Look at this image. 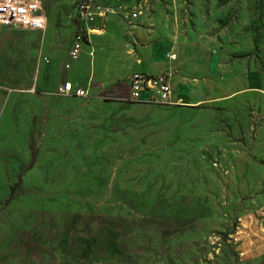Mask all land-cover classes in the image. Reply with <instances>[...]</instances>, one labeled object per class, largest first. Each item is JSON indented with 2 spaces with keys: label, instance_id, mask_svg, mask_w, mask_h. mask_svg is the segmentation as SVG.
<instances>
[{
  "label": "rangeland",
  "instance_id": "obj_1",
  "mask_svg": "<svg viewBox=\"0 0 264 264\" xmlns=\"http://www.w3.org/2000/svg\"><path fill=\"white\" fill-rule=\"evenodd\" d=\"M80 1L0 27V264H262L244 245L264 235V0H89L118 15L70 61ZM152 19L188 105L55 93L142 71Z\"/></svg>",
  "mask_w": 264,
  "mask_h": 264
},
{
  "label": "built area",
  "instance_id": "obj_2",
  "mask_svg": "<svg viewBox=\"0 0 264 264\" xmlns=\"http://www.w3.org/2000/svg\"><path fill=\"white\" fill-rule=\"evenodd\" d=\"M112 6L95 1L78 2L72 14V36L67 51L70 61L80 55L87 35L94 31V25L102 22L107 15L117 14ZM121 14V12H120ZM136 15L133 14L132 18ZM45 18L38 0H0V27L15 26L23 29L40 30L44 28ZM167 59L172 61L175 55L170 53ZM68 69V65H64ZM171 72L164 71L155 75L133 72L126 81L127 91L124 96L113 94V97L130 103L172 104L170 101ZM90 85L72 84L63 81L56 86L55 93L63 97L86 98L91 96Z\"/></svg>",
  "mask_w": 264,
  "mask_h": 264
},
{
  "label": "crops",
  "instance_id": "obj_3",
  "mask_svg": "<svg viewBox=\"0 0 264 264\" xmlns=\"http://www.w3.org/2000/svg\"><path fill=\"white\" fill-rule=\"evenodd\" d=\"M114 15H118L117 14H113V15H107L106 18L102 21V22H97L96 25H101L103 24L104 21L107 20L108 17L110 16H114ZM151 24H153L154 28H157L153 31L152 33V41H149V38L147 37V34L141 29V28H137L135 30V36H136V40L139 43V46L137 47V57H138V61L141 63V69L142 71H139L138 73H144V74H148V75H155L164 71H170L171 72V65L170 62L174 61H170L166 58V54H170V49L173 46V41H172V37H159V33L161 28L164 26V24L162 23L161 20L157 21V20H151L150 21ZM100 28L98 27L96 30H99ZM101 31V30H100ZM95 34L93 32H90L87 35V38L85 39V42L83 45H86V43L89 41L88 37L89 35ZM95 35H99V34H95ZM155 36H158V38H156L157 40H155ZM171 36V35H170ZM83 47V46H82ZM81 47V52L80 55L83 52V48ZM169 52V53H168ZM79 55V57H80ZM78 57V58H79ZM77 58V59H78ZM69 69V68H68ZM68 69H64V70H68ZM132 74V73H131ZM130 74V75H131ZM129 75V76H130ZM128 76V77H129ZM128 77L122 78V79H118L113 85L112 87L110 86H104L102 84H93L90 81H87L85 84H89L90 88L89 90L91 91V89L95 90V93L101 92L104 94H108L110 96H113V94H119L120 96H124L126 94L127 91V87H126V81L128 79ZM171 84H173V95H170V101L172 103V105H188V96L187 94V86L183 85V84H174L172 81V75H171ZM63 81H69V80H63ZM62 81V82H63ZM71 82V81H70ZM61 83V82H60ZM58 83V84H60ZM72 84H78V83H73ZM80 85V84H78ZM252 226L251 224H249L248 226V230H249V236L252 237ZM264 235L259 233V241L256 243L257 245H253L251 246V238L249 239V242H247L246 245H244L245 247V252H249V254H252V252H254L256 254V256H260L262 253L264 254ZM262 264H264V260L262 261Z\"/></svg>",
  "mask_w": 264,
  "mask_h": 264
},
{
  "label": "trees",
  "instance_id": "obj_4",
  "mask_svg": "<svg viewBox=\"0 0 264 264\" xmlns=\"http://www.w3.org/2000/svg\"><path fill=\"white\" fill-rule=\"evenodd\" d=\"M96 2V1H95ZM100 3V2H99ZM105 4V3H104ZM109 5V4H107ZM111 6V5H110ZM76 98V97H75ZM33 158H34V153L33 151L31 152V159L27 165V168H30L32 162H33ZM20 183V176L17 177V180L15 181V183H13L11 186H9L8 188V193L6 194V196L3 198L2 200V206L6 205L9 203V201L11 200L15 190L18 188Z\"/></svg>",
  "mask_w": 264,
  "mask_h": 264
},
{
  "label": "bare ground",
  "instance_id": "obj_5",
  "mask_svg": "<svg viewBox=\"0 0 264 264\" xmlns=\"http://www.w3.org/2000/svg\"><path fill=\"white\" fill-rule=\"evenodd\" d=\"M94 32H95V33H98V34H101V33H102V31H100V30H96V29L93 31V33H94ZM170 87H171L170 95H173V84H171Z\"/></svg>",
  "mask_w": 264,
  "mask_h": 264
}]
</instances>
